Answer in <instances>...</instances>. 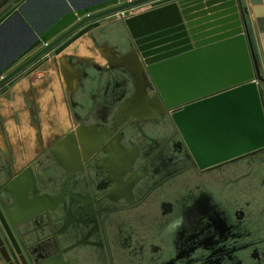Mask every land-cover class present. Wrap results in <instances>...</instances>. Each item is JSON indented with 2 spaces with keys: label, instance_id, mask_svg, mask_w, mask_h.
Returning <instances> with one entry per match:
<instances>
[{
  "label": "flooded vegetation",
  "instance_id": "1",
  "mask_svg": "<svg viewBox=\"0 0 264 264\" xmlns=\"http://www.w3.org/2000/svg\"><path fill=\"white\" fill-rule=\"evenodd\" d=\"M53 40L39 45L16 66ZM117 47L124 54L136 44L129 34L128 41L121 38ZM56 48L23 71L37 73L68 47L60 53ZM103 54L108 55L106 50ZM95 67L91 98L83 103L72 100L69 108L77 134L82 126L91 127L94 140L75 138L70 131L47 150L49 156L62 148L67 151L63 224L55 227L58 219L51 221L44 211L16 227L24 237L33 238L29 248L47 256L39 263L60 252L68 264H264V148L200 168L172 110L155 98L154 84L147 87L153 105H136L130 72L110 62ZM81 69L83 92L84 78L92 74L87 66ZM262 89L264 103V83ZM77 105L86 108V114L75 112ZM35 163L26 168L33 169ZM39 179L40 189L46 190L44 178ZM11 180L0 182L4 212L10 210ZM177 218L182 227L167 234V225ZM59 233L63 238L52 245Z\"/></svg>",
  "mask_w": 264,
  "mask_h": 264
},
{
  "label": "water",
  "instance_id": "2",
  "mask_svg": "<svg viewBox=\"0 0 264 264\" xmlns=\"http://www.w3.org/2000/svg\"><path fill=\"white\" fill-rule=\"evenodd\" d=\"M9 1L0 0V9ZM249 2L22 0L0 18V87L47 51L57 47L60 53L99 27L101 19L123 13L136 44L128 56L133 63L125 65L141 80L134 103L146 94L145 84H154L155 98L172 110L199 167L221 165L264 148V0ZM22 191L26 196L28 188ZM30 207L4 212L0 205V253L8 264H41L47 257L26 250L17 234L21 221L42 210Z\"/></svg>",
  "mask_w": 264,
  "mask_h": 264
},
{
  "label": "crops",
  "instance_id": "3",
  "mask_svg": "<svg viewBox=\"0 0 264 264\" xmlns=\"http://www.w3.org/2000/svg\"><path fill=\"white\" fill-rule=\"evenodd\" d=\"M250 3L249 0H244L245 6H250ZM248 18L253 23L252 14ZM91 35H85L77 40L57 56V60L51 59L37 73L21 74L0 89V182L12 179L7 190L9 208L15 210L29 203L32 210H42L33 212L28 218H33L45 211L48 214L47 218L58 219L55 227L63 224V162L66 161L67 151L62 148L49 156L47 150L70 131L76 133L75 138L82 135V138L84 136L93 141L95 137L93 129L88 126H82L80 134H77L69 113L72 100L83 103L91 98L96 87V78L92 74L98 71L96 64L104 66L110 62L113 67L126 69L131 73L136 89L140 80L136 71L125 65L133 63L128 56H131L136 48L121 54L117 47L121 38L128 41L129 32L126 27L114 30L109 28L105 35L106 38L109 36L111 39L110 43L101 44L99 32L95 31ZM104 49L108 55L103 54ZM84 66H87L86 71L92 75L84 78V87L89 90L82 92L83 71L81 68ZM38 75H43V77L40 78ZM148 85V83L145 84L146 94L142 95L138 104L135 102L136 105L146 104L145 96L148 98ZM129 88L133 90L131 85ZM74 110L79 114L87 112L86 108L78 105L74 107ZM33 162H36L34 168L27 169L26 166ZM40 176L47 184L46 190L43 191L39 185ZM23 187L28 188L26 196L23 195ZM41 205L45 208H40ZM17 231L28 250L33 238L24 237L19 228ZM55 237L52 245L63 238L60 233ZM49 240L48 237L45 239L46 242ZM59 254L60 252L55 253L53 258L61 256ZM61 257L52 264H67ZM47 260L43 261L44 264ZM6 263L0 253V264Z\"/></svg>",
  "mask_w": 264,
  "mask_h": 264
},
{
  "label": "rangeland",
  "instance_id": "4",
  "mask_svg": "<svg viewBox=\"0 0 264 264\" xmlns=\"http://www.w3.org/2000/svg\"><path fill=\"white\" fill-rule=\"evenodd\" d=\"M21 1L22 0H10L6 5H4L0 9V18L4 14H6L8 11H10L14 7H16ZM123 20H124L123 13H116V14H113V15H110V16H107V17L101 19L100 28L93 29V32L96 31V32L100 33V36H101L100 37L101 38L100 43L101 44H104V42L110 43L111 39L109 38V36L106 38V35H105V33L108 31L109 28H112L113 30L117 29V28H125ZM103 35H105V36H103ZM51 55H49V56H51ZM23 72L26 74L28 71L25 70ZM10 81H8V82H10ZM3 86H1L0 89H2Z\"/></svg>",
  "mask_w": 264,
  "mask_h": 264
},
{
  "label": "clouds",
  "instance_id": "5",
  "mask_svg": "<svg viewBox=\"0 0 264 264\" xmlns=\"http://www.w3.org/2000/svg\"><path fill=\"white\" fill-rule=\"evenodd\" d=\"M182 224V219L177 218L175 221H172L167 225L165 232L169 235H174L182 227Z\"/></svg>",
  "mask_w": 264,
  "mask_h": 264
},
{
  "label": "bare ground",
  "instance_id": "6",
  "mask_svg": "<svg viewBox=\"0 0 264 264\" xmlns=\"http://www.w3.org/2000/svg\"><path fill=\"white\" fill-rule=\"evenodd\" d=\"M9 28H13V27H9ZM8 34H9V33H7V34L4 33L5 36H8Z\"/></svg>",
  "mask_w": 264,
  "mask_h": 264
}]
</instances>
